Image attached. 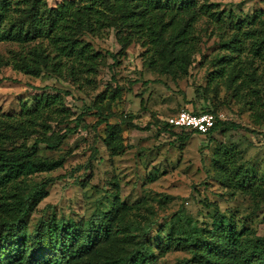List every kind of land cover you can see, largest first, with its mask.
Returning <instances> with one entry per match:
<instances>
[{
    "label": "trees",
    "instance_id": "obj_1",
    "mask_svg": "<svg viewBox=\"0 0 264 264\" xmlns=\"http://www.w3.org/2000/svg\"><path fill=\"white\" fill-rule=\"evenodd\" d=\"M214 6L208 0H60L53 6L46 0H0V42L17 46L6 58L0 57V62L31 77L47 73L78 89L89 87L98 68L105 64V55L85 37L100 36L111 28L119 45L117 53L105 51L112 62L116 54L123 55L128 45L137 43L143 48L142 65L172 79H182L199 49L196 23L219 29L226 20L224 12ZM227 19L231 35L222 49L228 51L210 60L213 69L200 91V110L192 112L214 114L208 109L206 94L219 85L237 99L246 98L253 123L260 124L264 119V18L254 11L240 18L228 12ZM61 94L68 92L55 89L54 93H36L31 97L32 107L20 104L18 116H0V264H151L153 251L143 239L148 225L138 235L131 234L118 222L129 207L117 206L114 201L107 211L92 214L85 225L51 214L38 218L29 235L22 231L26 216L48 195L51 181L48 177L28 185L27 177L62 164L61 158L40 155V145L56 150L81 118L80 114L74 117L73 126L62 132L49 133L47 122L65 120L70 114ZM118 96L119 87L115 85L105 106ZM103 97L97 95L99 100L94 99L91 108L97 116L95 125L105 124L104 144L116 153L123 148L120 128L101 118L104 105L99 102ZM166 119L161 129L174 128ZM122 121L130 124L129 117ZM239 127L215 116L212 127L202 135ZM142 128L147 129V125ZM187 136L181 134L182 139ZM16 139H20L18 144ZM237 152L227 145L214 147L213 168L220 173L219 178H226L222 172L226 158ZM245 179L244 175L240 180ZM211 226L210 230L199 231L195 226L187 227L183 217V232L166 236L164 248L170 244L186 246L197 264H264V234L236 230L232 218L226 215L215 217Z\"/></svg>",
    "mask_w": 264,
    "mask_h": 264
},
{
    "label": "rangeland",
    "instance_id": "obj_2",
    "mask_svg": "<svg viewBox=\"0 0 264 264\" xmlns=\"http://www.w3.org/2000/svg\"><path fill=\"white\" fill-rule=\"evenodd\" d=\"M59 1L46 0V3L53 6ZM208 2L223 11L226 20L219 29L201 21L196 23L200 29L199 49L182 79H172L142 65L143 48L137 43L128 45L123 55L116 54V61L112 62L105 51L117 53L119 45L111 28L100 36L85 37L96 51L105 55V64L98 68L89 87L78 89L47 73L31 77L0 62V116H18L20 104L32 107V95L54 93L55 89L68 92L61 97L70 114L65 120L47 122L49 133L73 126V118L81 115L76 129L66 135L56 150L40 145V155L61 158L62 164L27 177L28 185L48 177L51 181L47 185L48 195L25 218L22 231L26 235L38 218L51 214L85 225L92 214L107 211L113 201L117 206L129 207L118 222L128 227L131 234L138 235L148 225L143 239L153 251L151 264H197L186 246L170 244L164 248L166 236L183 232L180 227L183 217L187 219V227L204 231L212 229L215 217L226 215L232 218L236 230L264 234V119L260 124L253 123L247 99H237L219 85L216 91L209 90L206 94L208 109L216 119L236 123L239 128L216 130L210 135L161 129L172 113L200 110L203 99L200 91L213 69L210 60L228 51L222 49L231 35L228 12L240 18L257 11L264 18V0ZM16 49L13 43L0 42V57L6 58ZM115 85L119 87V96L105 106ZM99 94L104 96L99 102L104 105L101 118L120 128L123 148L116 153L103 142L104 122L95 125L97 116L91 107L94 99L99 100L96 98ZM127 117L129 125L122 121ZM183 132L188 133L185 139L181 138ZM209 136L213 141L208 140ZM27 141L29 144L31 139ZM19 142L16 139L15 143ZM216 145L239 151L226 158L222 169L226 178H219L220 173L213 168ZM244 175L246 179L241 181Z\"/></svg>",
    "mask_w": 264,
    "mask_h": 264
},
{
    "label": "built area",
    "instance_id": "obj_3",
    "mask_svg": "<svg viewBox=\"0 0 264 264\" xmlns=\"http://www.w3.org/2000/svg\"><path fill=\"white\" fill-rule=\"evenodd\" d=\"M215 121V116L209 112L179 110L167 117L166 122L174 128H185L198 133L208 131Z\"/></svg>",
    "mask_w": 264,
    "mask_h": 264
}]
</instances>
